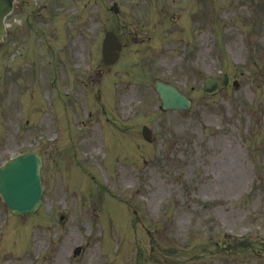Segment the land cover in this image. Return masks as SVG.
<instances>
[{
	"label": "rangeland",
	"instance_id": "obj_1",
	"mask_svg": "<svg viewBox=\"0 0 264 264\" xmlns=\"http://www.w3.org/2000/svg\"><path fill=\"white\" fill-rule=\"evenodd\" d=\"M6 21L0 165L33 150L44 190L31 215L0 200V264H264V0H16ZM223 73L238 89L205 95ZM155 78L191 109L158 111Z\"/></svg>",
	"mask_w": 264,
	"mask_h": 264
},
{
	"label": "water",
	"instance_id": "obj_2",
	"mask_svg": "<svg viewBox=\"0 0 264 264\" xmlns=\"http://www.w3.org/2000/svg\"><path fill=\"white\" fill-rule=\"evenodd\" d=\"M13 0H0V35L3 33V19L10 12ZM120 44L112 35L106 36L102 50L105 63H111L117 57ZM155 88L166 108H187L189 102L184 99L172 86L159 81ZM144 137L150 139L144 129ZM40 159L34 153H25L10 159L0 167V196L2 201L14 214L31 212L39 204L41 192L38 178Z\"/></svg>",
	"mask_w": 264,
	"mask_h": 264
}]
</instances>
